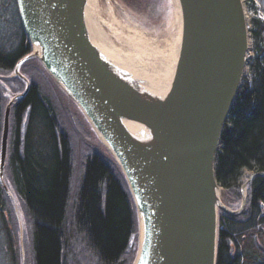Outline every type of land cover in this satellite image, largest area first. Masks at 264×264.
<instances>
[{
  "label": "water",
  "instance_id": "1",
  "mask_svg": "<svg viewBox=\"0 0 264 264\" xmlns=\"http://www.w3.org/2000/svg\"><path fill=\"white\" fill-rule=\"evenodd\" d=\"M100 1L16 0L31 52L14 69L26 88L4 113L1 185L7 192L11 105L30 87L20 68L36 59L126 179L139 222L133 264H217L219 212L239 216L248 183L264 176L242 185L239 209L223 201L215 162L251 58L245 0H171L173 47L142 61L121 52L130 38L112 18L113 0H103L107 18Z\"/></svg>",
  "mask_w": 264,
  "mask_h": 264
},
{
  "label": "trees",
  "instance_id": "2",
  "mask_svg": "<svg viewBox=\"0 0 264 264\" xmlns=\"http://www.w3.org/2000/svg\"><path fill=\"white\" fill-rule=\"evenodd\" d=\"M125 2L135 5L134 0ZM245 4L252 15L251 58L215 162L223 201L232 209L240 207L241 187L249 177L264 173V0ZM30 52L16 0H0V74L11 75ZM28 79L27 93L11 105L5 173L29 218L33 263L82 264L81 259H88L93 264H133L138 251L137 213L120 167L105 147L106 154L92 152L85 158L69 219L71 145L40 85ZM10 82L23 88L17 77ZM3 118L0 90V144ZM13 212L0 182V225L13 235L12 252L19 231ZM76 245L84 248L78 250ZM217 264H264V176L248 183L246 206L239 216L219 212Z\"/></svg>",
  "mask_w": 264,
  "mask_h": 264
},
{
  "label": "rangeland",
  "instance_id": "3",
  "mask_svg": "<svg viewBox=\"0 0 264 264\" xmlns=\"http://www.w3.org/2000/svg\"><path fill=\"white\" fill-rule=\"evenodd\" d=\"M134 3L135 5L131 6V4H129V6L125 0H113L114 17L112 18H115L114 20H117V23H120V26L122 22L123 24L136 28L152 42L155 41L160 48L165 42H169L170 46V44L174 42L176 33L174 27V9L172 1L134 0ZM100 5L104 18H107L110 13L112 14V11L110 12V10H105L103 0L100 1ZM247 14L249 22H251L252 15L251 13L249 14L248 11ZM112 18L110 19L112 20ZM120 30L126 36L128 35L122 27ZM140 46L142 45L140 44ZM169 46H167L168 49ZM127 47V45H123V48ZM128 49L129 48H127V51ZM155 56L158 55L155 54ZM36 61L39 63L36 59H31L24 63L20 68V73L28 80L29 83L30 81L28 78L40 85L39 88L42 96L54 108L56 116L59 120V125L69 139L72 149L73 170L70 182V199L68 202L67 212H70L68 213V218L71 219V214L75 210L74 197L76 196L77 189L81 181L85 158L92 152L103 154L105 153V150L103 144L98 139L96 133L78 106L62 91L55 81L48 76L44 68H41L42 66L38 65ZM12 77H17L20 83L23 84V88L24 86L26 88L25 81L16 76L14 71L11 75L0 74V90L4 100V113L10 101L14 98L16 99V97H18L23 90V88L20 89L15 87L16 85H14V82V84L10 82L12 81ZM4 182L7 186L6 194L9 206L11 209L14 208V217L16 216L15 219H17L19 228L21 227L23 232L21 230V233L18 231V235L17 232L15 234L16 236L13 240V255L12 247L10 245L13 235L10 229H5V226H2V224L0 225V264H15V258L17 260V264H34L32 257L33 235L29 218L22 202L12 190L10 176L7 170L4 174ZM235 209H239V207ZM8 217L9 216L6 215V220H9ZM7 224L11 229H13L12 223ZM137 228L139 243V222ZM76 246L78 250H82L84 248L82 245ZM85 261L81 259L82 264H84V262L85 264H93L91 261L89 262L88 259Z\"/></svg>",
  "mask_w": 264,
  "mask_h": 264
},
{
  "label": "bare ground",
  "instance_id": "4",
  "mask_svg": "<svg viewBox=\"0 0 264 264\" xmlns=\"http://www.w3.org/2000/svg\"><path fill=\"white\" fill-rule=\"evenodd\" d=\"M121 27L127 32L128 37L130 38V41L128 43V45L130 46L129 47L130 49H128V51H127V48H123V47L120 48L121 52L125 56L128 57L129 61H134V60L142 61V58L149 60V59L153 58L155 56V54H157L158 56L161 54L169 55V53L171 51L170 49L172 48L171 46H173V43H171L169 46V42L164 41L165 42L164 45L161 46V48H160L155 43V41L152 42L150 39H148L146 36H144L136 28L131 27L130 25H127V24H123L122 22H121ZM138 44H139V46H140V44L142 45V46H140V51H138V50L135 51V49L138 48ZM167 46H169V49L167 48ZM0 152H1V144H0ZM12 199H13V197H12ZM21 230L23 232V229L20 227L19 233H21Z\"/></svg>",
  "mask_w": 264,
  "mask_h": 264
}]
</instances>
